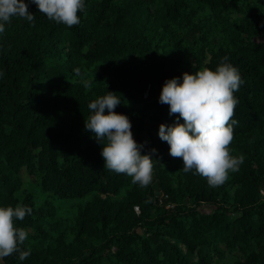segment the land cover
I'll use <instances>...</instances> for the list:
<instances>
[{
    "label": "trees",
    "instance_id": "1",
    "mask_svg": "<svg viewBox=\"0 0 264 264\" xmlns=\"http://www.w3.org/2000/svg\"><path fill=\"white\" fill-rule=\"evenodd\" d=\"M230 2L86 0L80 23L69 27L29 0L35 24L13 17L14 25H6L0 35V206L33 209L16 221L29 232L22 247L31 254L21 261L14 253L6 264H264V1L240 22L223 21L221 43L194 59L153 47L168 22L197 7L220 13ZM222 57L244 80L234 93L237 123L228 147L245 158L212 187L195 170L185 173L182 158L171 156L159 137L160 124L179 115H169L159 97L166 79L215 69ZM108 91L122 97L115 111L129 116L134 138L154 158L147 187L106 169L103 145L86 129L88 104ZM161 201L173 208L159 210ZM65 203L76 212H62Z\"/></svg>",
    "mask_w": 264,
    "mask_h": 264
},
{
    "label": "clouds",
    "instance_id": "2",
    "mask_svg": "<svg viewBox=\"0 0 264 264\" xmlns=\"http://www.w3.org/2000/svg\"><path fill=\"white\" fill-rule=\"evenodd\" d=\"M30 2L48 19L69 27L79 24L78 13L86 11V0ZM13 17L32 25L36 22L35 14L29 10V0H0V35ZM74 71L80 75L79 68ZM83 83L92 87L91 81ZM243 83L239 69L222 57L215 69L202 67L166 79L159 97L160 103L169 105V115L179 114L172 124H160L159 137L169 144L171 156L182 158L185 173L195 170L212 187L223 184L229 172L238 171L245 158L243 154L232 155L228 147L233 139V125L237 123L231 119L239 102L234 93ZM116 93L108 91L88 104L91 114L85 126L103 145L101 155L106 169L124 173L132 178V183L147 187L154 180V158L151 153H144L145 144L134 138L129 116L115 111L123 103ZM32 211L30 206L19 203L0 206V264H6L5 258L14 253L21 261L31 254L30 248L22 247L29 232L17 226L16 221Z\"/></svg>",
    "mask_w": 264,
    "mask_h": 264
},
{
    "label": "rangeland",
    "instance_id": "3",
    "mask_svg": "<svg viewBox=\"0 0 264 264\" xmlns=\"http://www.w3.org/2000/svg\"><path fill=\"white\" fill-rule=\"evenodd\" d=\"M264 0H231L229 8L220 13L212 12L204 7H197L177 21L168 22L167 29H160V34L154 40L153 47L159 53H176L180 58L194 59L200 49L207 47L208 50L214 49L221 43L224 36L222 22H240L245 16L252 12H259L263 8ZM153 14V12H151ZM13 26L12 22L7 23ZM163 33V34H161ZM184 59V60H185ZM22 179L25 187L31 189V179L27 171L22 172ZM158 182V181H157ZM156 182V183H157ZM155 183V184H156ZM154 184V185H155ZM159 198L163 196L161 186ZM159 202L156 207L161 210H171L173 206L163 205ZM69 203L61 206L62 212L71 211Z\"/></svg>",
    "mask_w": 264,
    "mask_h": 264
},
{
    "label": "water",
    "instance_id": "4",
    "mask_svg": "<svg viewBox=\"0 0 264 264\" xmlns=\"http://www.w3.org/2000/svg\"><path fill=\"white\" fill-rule=\"evenodd\" d=\"M153 189L155 191L156 197H159L160 195V187H159V182H157L155 185H153Z\"/></svg>",
    "mask_w": 264,
    "mask_h": 264
},
{
    "label": "built area",
    "instance_id": "5",
    "mask_svg": "<svg viewBox=\"0 0 264 264\" xmlns=\"http://www.w3.org/2000/svg\"><path fill=\"white\" fill-rule=\"evenodd\" d=\"M138 210V208H136Z\"/></svg>",
    "mask_w": 264,
    "mask_h": 264
}]
</instances>
